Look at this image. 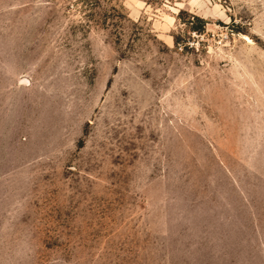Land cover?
Instances as JSON below:
<instances>
[{
  "label": "rangeland",
  "instance_id": "obj_1",
  "mask_svg": "<svg viewBox=\"0 0 264 264\" xmlns=\"http://www.w3.org/2000/svg\"><path fill=\"white\" fill-rule=\"evenodd\" d=\"M0 264H264V0H0Z\"/></svg>",
  "mask_w": 264,
  "mask_h": 264
}]
</instances>
